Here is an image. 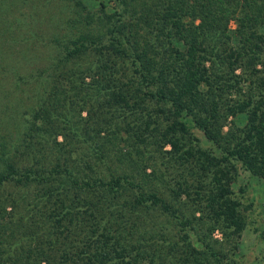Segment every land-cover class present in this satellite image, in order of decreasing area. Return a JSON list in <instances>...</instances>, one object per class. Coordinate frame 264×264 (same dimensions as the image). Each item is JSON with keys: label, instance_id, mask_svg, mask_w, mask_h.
Masks as SVG:
<instances>
[{"label": "trees", "instance_id": "16d2710c", "mask_svg": "<svg viewBox=\"0 0 264 264\" xmlns=\"http://www.w3.org/2000/svg\"><path fill=\"white\" fill-rule=\"evenodd\" d=\"M16 1L0 0V264H226L196 213L239 235L230 185L238 167L264 178V0H59L42 35ZM228 116L243 124L222 132Z\"/></svg>", "mask_w": 264, "mask_h": 264}, {"label": "rangeland", "instance_id": "374dc122", "mask_svg": "<svg viewBox=\"0 0 264 264\" xmlns=\"http://www.w3.org/2000/svg\"><path fill=\"white\" fill-rule=\"evenodd\" d=\"M20 1H22V3ZM16 2H18V0ZM17 4H22L20 11L23 10L25 12V15H14V17L18 20V26H23L25 29L26 27L31 28V31L35 34L39 33V35H42L48 27L50 28L52 24L57 23V20L64 16L61 5L62 3H60L59 0H19V3H9L8 7L10 9H15L14 7H18ZM3 13H7L6 10ZM22 17H25L24 21L21 20ZM228 27L232 40L234 41L236 39L234 30L237 27V20L232 17L228 22ZM15 49L16 48H12V51ZM33 50L34 48H32L29 53ZM257 66L259 67L260 65ZM236 71L239 72V70ZM22 88H25V85H23ZM16 93L20 95L19 90H16ZM0 116L3 117V113ZM241 121L242 117H225L223 121L220 120L222 132L232 129L233 125H242L243 123ZM0 123H2V121H0ZM1 130L2 129H0V132ZM191 133L199 138L203 147L211 146L216 153L219 149L221 150V148L217 145L211 144L207 141L202 133L196 128H191ZM58 139L61 138L59 137ZM181 139V145L183 146L179 151V159H176V163L178 165L179 172L182 175H186L194 169V167H191V165H193L192 160H190L191 155L189 156L188 154L194 152L193 150H195V146L193 143H189L187 138ZM223 143L227 144L228 142L224 139ZM147 148L149 151L147 153L149 158L141 159V161L146 163V169L150 170L160 168L161 166L157 164V162L161 160L159 152L154 151L150 147ZM163 149H169V146L164 145ZM241 185L245 186V192L242 196L238 193V187ZM230 188L233 192V197L237 198V200L241 202L242 214L246 220L245 228L239 235H236L232 232L231 227H225V224L221 221L212 224L211 220L213 217L205 215L203 212L199 211L196 215L201 218L198 220L199 226L196 227L194 234L199 235V233L205 232L206 235L205 228L207 227L209 229L207 234H209L210 238L215 240V246L219 248L223 263L264 264V178L257 175H249L247 171L238 167L237 177L231 183ZM192 237L194 238L193 235ZM196 245H198V243H196Z\"/></svg>", "mask_w": 264, "mask_h": 264}]
</instances>
